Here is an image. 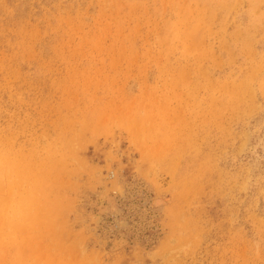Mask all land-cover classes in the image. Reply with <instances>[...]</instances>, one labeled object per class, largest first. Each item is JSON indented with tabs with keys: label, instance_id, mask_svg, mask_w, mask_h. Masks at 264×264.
<instances>
[{
	"label": "rangeland",
	"instance_id": "rangeland-1",
	"mask_svg": "<svg viewBox=\"0 0 264 264\" xmlns=\"http://www.w3.org/2000/svg\"><path fill=\"white\" fill-rule=\"evenodd\" d=\"M0 264H264V0H0Z\"/></svg>",
	"mask_w": 264,
	"mask_h": 264
}]
</instances>
